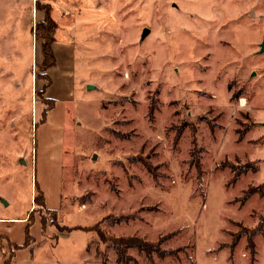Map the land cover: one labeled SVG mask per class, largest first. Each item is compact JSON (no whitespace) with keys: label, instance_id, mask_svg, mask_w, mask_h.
Here are the masks:
<instances>
[{"label":"rangeland","instance_id":"374dc122","mask_svg":"<svg viewBox=\"0 0 264 264\" xmlns=\"http://www.w3.org/2000/svg\"><path fill=\"white\" fill-rule=\"evenodd\" d=\"M65 4L44 71L45 12L0 0V264H122L108 236L157 245L125 264H264V109L247 107L264 81L246 57L264 0Z\"/></svg>","mask_w":264,"mask_h":264},{"label":"trees","instance_id":"16d2710c","mask_svg":"<svg viewBox=\"0 0 264 264\" xmlns=\"http://www.w3.org/2000/svg\"><path fill=\"white\" fill-rule=\"evenodd\" d=\"M42 0H36V9L38 10H43L45 12V19L43 22L37 23L35 26V39L41 42V47H42V54H43V63H42V69L45 71L47 69H50L52 67H55V57L53 55L52 51V44L54 42V31L56 29V23L55 21L51 18V7L49 3H41ZM47 87V86H46ZM152 111V110H150ZM240 139V138H239ZM147 167V166H146ZM149 169V167H148ZM256 169V168H255ZM250 170H246L248 172ZM34 190L36 192H40L38 195H34L33 197V202L35 206H41L45 207V202H44V197L41 194V191L38 189L37 185L35 184ZM257 193L255 189L247 190L245 193V198L247 199L249 196L252 194ZM262 195V194H261ZM50 212H53V214H56V210L54 209H47ZM107 217V216H106ZM105 217V218H106ZM129 219V217H123V216H117L116 219L111 222L114 224H119L121 222H125ZM262 220V219H260ZM259 220V223L261 222ZM29 221V218L27 219ZM55 224V223H54ZM57 228L58 232H70L72 230H81L85 232H93L96 233L98 236L101 238L103 237L101 235V231L98 228V224L90 226V227H80V226H75V227H67V226H60L59 224L54 225ZM260 233V232H257ZM29 237V235H28ZM56 238V236H55ZM103 240V238H102ZM104 243H107L115 252L117 261L118 263L125 264V255L126 252L129 249H136L139 253H144L147 257L151 256L153 253L158 252V247L156 244L147 242L141 238H138L136 236L133 237H113V236H108L106 240H103ZM27 244V243H26ZM26 244L22 245H15V249H20V247H24ZM249 246L252 249L253 248V243L249 241ZM11 259V258H9ZM4 261V264H10V260ZM129 259V258H128Z\"/></svg>","mask_w":264,"mask_h":264},{"label":"crops","instance_id":"0c3cea01","mask_svg":"<svg viewBox=\"0 0 264 264\" xmlns=\"http://www.w3.org/2000/svg\"><path fill=\"white\" fill-rule=\"evenodd\" d=\"M51 3H52V6L49 3V5L51 7V11L50 12H60V8L67 7V5L65 4L66 3V0H51ZM35 12H42V11L36 9V6H35ZM252 13H253V18H254L253 22L257 25L256 26L257 32H256V38L254 39V43L253 44H250L248 46V48H250L251 51L248 52V55H246V57H247V60L250 61V65L252 66L251 67L252 73L250 75L252 77H258V78H260V79H262L264 81V52L263 53H260V44H261V42L263 40V37H264V12H257V11H255V12H252ZM253 63H254V65H253ZM257 65H259V66H257ZM258 92H259V90H255L253 92V94L251 93L250 102H249V104L247 103V105H248L247 106L248 107V112L250 113V117L251 118H252V112H253V110L259 111L261 109H264V101L263 102H259L260 104L259 103H256L257 100L260 101ZM228 93L230 94V92H228ZM257 95H258V99L256 98ZM253 98H254V100H253ZM252 120L254 121V124H255V127H254L255 128V132L256 133H259L258 132L259 131V128H264V118L260 122H256L254 120V118H252ZM32 195H33V192H32ZM3 201L4 200L1 199V202L6 205L7 203L5 201L4 202ZM22 222L23 223H25V222L28 223L27 218L24 219V220H22ZM2 235L5 236V237H9L7 234H2ZM9 241L12 242V243H14L10 239H9ZM203 255L205 256V255H209V254L205 253ZM220 255L222 256V262H224L225 264H227V262L225 261L224 254L222 255V254H218V253L213 254V256H214L213 257L214 258L213 259L214 262H216V260H217L216 257H218ZM13 260H14V258H13ZM195 261H196V259H195ZM2 264H4V261H3ZM12 264H13V262H12ZM196 264H198L197 261H196Z\"/></svg>","mask_w":264,"mask_h":264},{"label":"water","instance_id":"95a60500","mask_svg":"<svg viewBox=\"0 0 264 264\" xmlns=\"http://www.w3.org/2000/svg\"><path fill=\"white\" fill-rule=\"evenodd\" d=\"M147 33H148V31L146 29H144L143 32H142L141 37L146 36ZM263 52H264V37H263V40H262V42L260 44V53H263Z\"/></svg>","mask_w":264,"mask_h":264}]
</instances>
